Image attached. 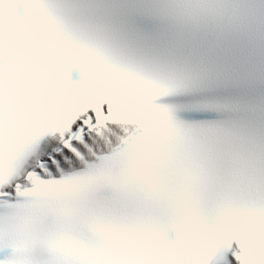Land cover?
Segmentation results:
<instances>
[{
	"label": "snow or ice",
	"instance_id": "1",
	"mask_svg": "<svg viewBox=\"0 0 264 264\" xmlns=\"http://www.w3.org/2000/svg\"><path fill=\"white\" fill-rule=\"evenodd\" d=\"M5 4L0 264H264V0H162L141 42L109 0Z\"/></svg>",
	"mask_w": 264,
	"mask_h": 264
},
{
	"label": "clouds",
	"instance_id": "2",
	"mask_svg": "<svg viewBox=\"0 0 264 264\" xmlns=\"http://www.w3.org/2000/svg\"><path fill=\"white\" fill-rule=\"evenodd\" d=\"M6 8H7L6 4L5 5H0V11H4V10H6Z\"/></svg>",
	"mask_w": 264,
	"mask_h": 264
}]
</instances>
